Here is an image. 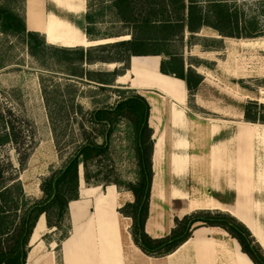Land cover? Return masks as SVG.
<instances>
[{"label": "rangeland", "instance_id": "rangeland-1", "mask_svg": "<svg viewBox=\"0 0 264 264\" xmlns=\"http://www.w3.org/2000/svg\"><path fill=\"white\" fill-rule=\"evenodd\" d=\"M196 1H199L204 7H207L211 1H226L231 11L236 13L241 21L240 32L245 30L252 33L254 27L257 26L264 34V0ZM2 2L0 0V3ZM29 2L31 5L28 10V23L33 21L31 27L35 26L34 28H36L37 24L45 23L47 17L45 18L43 13L41 0H29ZM8 3H10L9 8L23 17L25 13L23 0H8ZM74 7L78 14H69L56 7L55 4H51L48 9L52 15L72 24V27L81 34L86 35L85 17H81V13L85 11L95 18L94 36L96 39L109 40L107 43L122 41L123 37H128L125 40L131 39L129 36L110 38L127 35L131 31V27L120 20L112 0H77ZM31 10H37L36 18H30ZM253 23L254 25L250 26ZM44 37L46 39V36ZM223 39L215 30L204 27L193 38H190V33L186 31L184 40L159 44L140 43L135 48L138 54L147 55L138 57L158 55L162 57L163 61H168L172 56L182 57L187 71L188 68H192L196 73L205 71L209 75L208 80L199 87L197 98L189 97L185 105L188 113L191 114L192 123L189 135L191 153L195 155L191 158L188 168L189 177L186 183L190 195L187 200H172L168 122L172 100L167 95L157 89L133 88L131 82H126L127 84L115 83V86L110 87L91 81L102 78L104 74L100 73L113 72L118 69L122 71L123 64L119 63L114 64L113 67L104 63L88 65L63 56L57 57L48 54L44 58L47 61L46 65L43 66L31 57L28 47L20 38L0 34V108L10 109L14 113L16 119L10 121L18 122V126L23 124L26 130L24 139L28 140L27 146L31 148L29 160L24 166L19 162L24 155H19L13 144L0 146V166L6 169L8 178L15 179L0 193V222L7 221L12 226L16 225L29 206L43 199L44 195L40 188L42 182L54 172L60 171L77 147L82 144L83 130L81 128L90 131L91 126L83 120L86 113L98 108L111 107L120 101L121 96L133 94L141 95L147 99L151 106L150 127L154 130L156 138L163 135L164 139L162 153L154 171L156 185L153 187V206L157 212L156 216L160 217L158 213L160 211L164 215L162 221L168 224L177 215H181L182 219L184 210L192 203L195 207H192L193 210L188 213L196 209L210 210L209 203L211 201L228 204L229 208L224 209L231 212L237 210L238 194L236 195L234 190H229L232 188H228L229 185L233 186L234 180L235 145L232 142L225 148V154L221 157L225 165L214 172L210 167L209 148L215 142L238 135L239 127L242 124H247L244 120V109L250 101H257L260 105H264V78H257L256 74L248 73L245 70L242 74L245 77L243 81L234 80L231 77L232 74H227L233 72L234 69L237 70V67L245 65L246 58L251 59L255 55L259 56L260 52L247 49V43L253 42L254 39H244L249 40L248 42L243 39L240 41L238 39ZM223 42H225V49L222 52L212 51L213 53L210 55L203 53L206 51L205 48L218 50ZM254 42L260 47L264 46L262 44L264 40ZM46 43L49 44L47 39ZM96 55L99 56V53H94L93 56ZM99 57L117 59L119 55L117 51H108ZM246 65H258L264 71V60L261 58ZM81 74L83 78L74 76ZM237 76L238 74H236ZM109 78L105 77L106 80ZM260 111L264 113V110ZM213 124L221 126L218 129H222V131L218 130L221 132L216 137L212 136L210 132V127ZM127 128V125L122 123L114 136L112 162L115 164L117 172L115 178L118 177L123 182H135L137 165L134 152L125 141L124 131ZM28 129L34 131L33 140L30 137L29 131L31 130L28 131ZM258 160H260L261 166L259 164L255 174L251 167V185L247 205L251 218L256 216L253 183L254 181L256 183L258 178L263 179L264 176L260 175V172L264 173V157L261 156ZM81 173L83 175L82 169ZM110 187H114V185ZM118 190L123 192L122 201L124 199L133 200V196L125 189ZM162 199L165 201L163 204ZM73 206L74 210L75 204ZM222 213L228 214L225 211ZM121 216L123 227L131 226L129 231L131 233L133 221ZM261 218H264V213ZM68 225V221H66L62 225V231L54 232L55 236L46 234L49 237L48 241L53 239L59 241L62 234L69 229ZM221 232L225 234L229 252L226 253L223 264H233L234 255L231 249L234 244H237V240L222 229Z\"/></svg>", "mask_w": 264, "mask_h": 264}, {"label": "trees", "instance_id": "trees-1", "mask_svg": "<svg viewBox=\"0 0 264 264\" xmlns=\"http://www.w3.org/2000/svg\"><path fill=\"white\" fill-rule=\"evenodd\" d=\"M0 3V34L20 38L28 47V52L41 65H46L48 54L63 56L88 65L98 63L123 64L122 71L100 73L102 78L91 80L105 86H115L117 79L130 69L132 57L147 56L138 54L135 50L140 43H170L184 40L185 33L190 38L197 36L204 27L215 30L221 37L230 39H260L264 38L261 28L254 31L240 32L241 21L236 13L231 11L226 1H211L204 7L196 0H112L122 22L131 27L127 35L110 38L131 37L114 43L93 45L85 49L56 47L47 44L43 35L29 32L26 26L25 13H15L8 6V0ZM25 5V0H23ZM140 10V12H138ZM177 15V16H176ZM85 34L90 41H99L94 36L95 18L89 12L85 15ZM247 24V22H245ZM254 25L251 24L250 26ZM254 32V33H253ZM109 39V38H107ZM218 49L206 51H220ZM108 51H117L119 57H99ZM99 53V56H93ZM158 56V55H157ZM170 62V64H168ZM170 65V66H169ZM173 65V66H172ZM160 72L174 76L186 84L190 98H194L198 88L203 83V77L192 68L185 69L183 58L172 56L162 61ZM76 74V73H75ZM92 74V73H91ZM99 74V73H97ZM83 78V75H74ZM110 77L108 80L105 77ZM93 79V78H91ZM81 109V107H80ZM264 105L250 101L244 109L246 123L264 125ZM151 106L141 95L121 96L120 101L111 107L98 108L86 113L83 120L91 126L90 131L83 130V142L68 159L65 166L54 172L41 184L44 197L41 201L29 206L16 225L7 221L0 222V264H26L30 252V242L39 218L44 215L50 231H62V225L68 221L69 229L58 241V250L70 234L69 205L79 200L80 173L88 186H116L125 189L133 196V202L126 203L120 210L123 217L131 219L132 238L143 253L151 257H164L175 252L187 242L194 232L201 227L221 228L233 239L237 240L244 254L254 264H264V250L256 241L250 230L229 214L210 210H199L182 219H176V228L163 239H152L145 231L149 218V210L154 182L153 156L155 151L154 130L150 127ZM16 119L14 113L0 108V146L13 144L19 155H24L19 161L26 164L30 157V146L24 139L26 132L23 124L10 121ZM84 122V121H83ZM122 123L127 125L124 131L125 141L135 155L137 179L135 182H123L117 176L112 156L114 136ZM31 130V131H29ZM33 140L35 134L28 129ZM27 138V137H26ZM33 144V141H32ZM111 162V164H110ZM11 164V163H10ZM6 175V169L0 166V193L14 182ZM48 235L44 237L48 241Z\"/></svg>", "mask_w": 264, "mask_h": 264}, {"label": "crops", "instance_id": "crops-1", "mask_svg": "<svg viewBox=\"0 0 264 264\" xmlns=\"http://www.w3.org/2000/svg\"><path fill=\"white\" fill-rule=\"evenodd\" d=\"M41 4L45 18H48V16L51 14L48 7H50L51 4H55V1L41 0ZM30 5L31 3L29 0H25V19L27 30L29 32H36L43 35L42 30L34 28L35 26L31 27L30 23H28V10ZM57 6L58 5H56V7ZM86 13L87 12L83 11L81 13V17H85ZM257 40L264 39L262 38L252 40L253 42L247 43V49L260 52V55H255V57L253 56L251 59L246 58V64L258 61L260 58L264 60V46L260 47L258 44H256L254 41ZM244 41L248 42L249 40ZM262 44L264 45V42ZM224 49L225 42H223V48L219 52H222ZM203 53L205 55H210L213 52L203 51ZM136 60L141 61L136 63L138 66L139 78H137V76L132 73L135 64L134 62H136ZM162 61L163 59L161 56L132 57L130 69L127 71L129 75L127 83L131 82V87L133 88L145 90L157 89L172 100L168 115L170 133L169 160L172 174L171 198L172 200H187L188 196L190 195V191L186 186L188 180L187 178L189 177L188 168L191 158L195 156L191 153V142L189 135L190 126L192 123L191 114H189L185 108L189 95L184 81L175 77L164 75L160 72ZM246 64L241 65L240 68L237 67V70L234 69V73L228 72L227 74H232L231 77L234 80L240 81L245 80V77L242 76L245 71L248 73L250 72L251 74H256L257 78H264V71L260 66H250ZM152 72L169 78L173 82L172 86L175 88L174 92L149 83L148 77L152 74ZM198 74L203 77V83L208 80L209 75L205 71L202 73L198 71ZM236 74H238V76L241 75V77H236ZM197 96L198 95L196 93L194 99H196ZM220 127L221 126H216L213 124L210 127L211 135L216 137L222 131V129H218ZM160 137L162 138L160 149H158V145L155 141V151L153 156L154 171L155 165L157 164V159L159 160L162 153L164 139L163 135L159 136V138ZM232 142L235 145V158L233 160L234 180L233 186L229 185L228 188H232L229 190H234L235 194H238L237 209L244 212L249 221L253 222H251L253 225H256L258 228L260 227L264 231V218H261L262 213H264V173L262 172H260V175L263 176V179L258 178L257 182L255 183L254 181L253 183L255 195L254 213L256 215L254 218L249 216V210L247 207L249 203V187L251 185V171L253 169L254 174L256 173V170L259 168L258 166L260 164V160L258 159H260L261 156L264 157V125H255L250 123L242 124L239 127L238 135L236 134L234 138L231 137L229 139H224L213 143L209 148L208 154L211 171L214 172L224 167L225 164L221 157L223 154H225V148L232 144ZM176 158L178 160L181 159L187 161V168L185 171H179L178 175L174 173V168L172 167L174 159ZM155 178L156 176L154 177V181ZM237 185L240 188L239 193L237 191ZM87 186L88 185L85 183L82 173H80L79 200L73 201L69 205L71 230L69 237L64 242H62L60 250L57 251L59 247L58 240H44L46 234H54L56 231H50L48 229L46 218L44 215H42L37 222L33 236L31 238V248L26 264H223L226 253H229L227 240L224 237L225 234L221 232V228L201 227L194 232L193 236L187 242H185L172 254L164 257L148 256L143 253L141 249L134 243L132 235L129 232L131 226L126 225L123 227V218L119 210L126 203L133 202V200L124 199L122 201L121 198L123 192L119 191L116 186L105 187V190L100 186L98 188H93L94 186ZM175 189L178 190V195L176 196L174 193ZM161 201L162 204L165 202L164 199ZM73 204H75L74 210L72 209ZM153 205L152 186L149 218L145 225V231L152 239H163L169 236L176 228L175 221L176 219H181V215H177V217L166 224L162 221V217H164L163 213L159 211L158 213L160 214V217H157V212H155ZM192 207H195L193 203L184 210L185 212L182 215L183 218L200 210L196 209L191 213H188V211L193 210ZM209 207L210 211H225L241 222L237 216L233 214V212L228 209H224L229 208V205L225 204L224 202L211 201L209 203ZM42 220L44 222L43 229H45L42 231L35 243L34 235L38 225L42 222ZM241 223L245 225V223ZM245 226L247 227V225ZM55 235L56 234H54V236ZM256 241L264 250L262 242H260L258 239H256ZM231 251L234 255L233 264H238V261L241 262L242 258H244V253L238 242L236 245L234 244Z\"/></svg>", "mask_w": 264, "mask_h": 264}, {"label": "bare ground", "instance_id": "bare-ground-1", "mask_svg": "<svg viewBox=\"0 0 264 264\" xmlns=\"http://www.w3.org/2000/svg\"><path fill=\"white\" fill-rule=\"evenodd\" d=\"M54 1H55V4L58 5L57 7H59L61 10H65V11H67V13L73 14V15L74 14H78L77 13V9L74 7V5L77 2V0H54ZM37 13H38L37 10H31L30 11V18L31 19L33 17L36 18ZM32 22H30L31 26H32V24H31ZM72 26L73 25L70 24L69 22H67L65 20H62V19H59L58 17L50 14L48 16V18L46 19L45 23L37 24L36 28L39 29V30H42V33L44 34V36H46L47 42L49 44H52V45H55V46H58V47H64V48L84 47L85 48V47H90V46H93V45L97 46V45L105 44V43L109 42V40L108 41L107 40L90 41L89 39H87L86 35L81 34L77 29H75ZM126 38H128V37H126ZM126 38L123 37L121 39L125 40ZM139 61L140 60H136V62H134L135 64H134V68H133V72H132L133 74H135L137 76V78H139V72H138V66H137L136 63H138ZM113 66H114V64L113 65L110 64V67H113ZM128 79H129V75L126 72L125 75L118 77L117 83L125 84L128 81ZM148 81H149V83H151L154 86H159V87H162V88L167 89V90L169 89L172 92H174V90H175L174 86H172L173 82L169 78L164 77V76H162L160 74H156L155 72H152V74L148 77ZM155 141H156V143L158 145V149H160L161 143H162V138L161 137L159 138V136H158L155 139ZM247 156H248V154H247ZM157 161H158V159H157ZM172 167L174 168V173L176 175H178L179 171H185V169L187 168V161L186 160H181V159L178 160L176 158V159H174ZM177 180H178V176H177ZM155 185H156V183L154 181L153 187H155ZM93 188H98V187L94 186ZM177 189L174 190L175 196L178 195V193H177L178 190ZM237 191H238V193L240 192V188H239L238 185H237ZM73 207L74 206H72V209H73ZM233 214H235L237 216V218L241 222H243V223H245V225H247L248 229L253 234V237H255L260 242H262V245L264 246V231L260 227L258 228L256 225H253L252 224L253 222L251 221L252 222L251 223L249 221V219L247 218V216H246V214L244 212H242V211L237 209V210H235L233 212ZM43 223L44 222L42 220V222L38 225V228H37V230L35 232V235H34L35 243H36V240L38 239V237L40 236V234L42 233V231L45 229V228L43 229ZM237 263L238 264H254L247 257L246 254H244V258H242L241 262L238 261Z\"/></svg>", "mask_w": 264, "mask_h": 264}]
</instances>
